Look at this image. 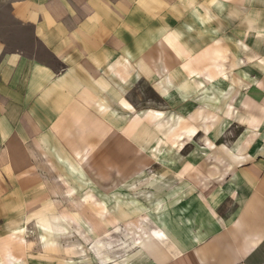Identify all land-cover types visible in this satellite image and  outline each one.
<instances>
[{
    "label": "crops",
    "instance_id": "crops-1",
    "mask_svg": "<svg viewBox=\"0 0 264 264\" xmlns=\"http://www.w3.org/2000/svg\"><path fill=\"white\" fill-rule=\"evenodd\" d=\"M157 1L10 0L13 20L23 26H32L33 37L52 54L55 62L39 59L27 50L7 51L5 41L0 39L2 197L5 195L4 186H9L10 181H18L21 196L25 195V190L44 189L45 176L42 173L45 167L39 166H44L48 161H52L56 167L64 166L66 170L64 160L80 164L83 170L82 163H85L92 167V171L98 172L97 176L102 175L101 170L109 169L120 179L132 177L158 163L148 157L141 144L139 149L142 151L136 157L121 158L117 157L120 154L117 153L103 161V155H99L100 145L109 126L115 125L109 117L116 114L102 112L100 108L108 110L103 103H98L99 109L93 105L97 103L96 99L86 89L87 82L83 80L85 74L91 75L96 67L91 61L104 60L115 53L116 22L148 20V8L154 3L157 7ZM160 2L162 5L163 0ZM256 2L264 4L263 0ZM257 11V16L253 15L250 23L251 28L243 33L253 37L250 50L244 42L238 43L241 44V53L247 56L253 54L248 59L252 58L254 64L256 59L261 60H258V67H252L253 72L249 69L250 76L246 72L237 74L235 83L239 86L244 84V87L236 90L239 91L233 100V110L231 104L232 112L226 111L232 118L228 117L227 126L222 125L219 131H213L210 127L208 132V125L204 122L205 135L198 142V147L202 149L198 153L195 144H188L194 150L181 157L174 156L171 150H166L168 154L163 152L161 160L164 162L166 158V165L181 166L178 172L170 173V178L163 173H154L141 179L154 181V184L150 189L141 187L139 192L135 189L140 200L139 216L132 209L135 206L132 200H126L123 210L125 218L119 223L128 228L136 224L137 227L142 226L148 224L142 219L144 214H148L155 219L152 222L154 227L148 230L143 228L144 233L140 235L135 250L138 254L122 264H264V8L258 7ZM127 28L118 36L129 37L132 30L130 26ZM99 38H103L106 44L101 53L94 47V42L99 44ZM177 38L179 35L173 36L178 47L187 53L183 41ZM162 46L159 70L170 69L163 43ZM227 50V47L217 46L192 56L194 70L202 77L199 82L213 83L210 86H215L216 82L220 85L226 83ZM84 53L92 55L93 59L90 58V62L84 60ZM141 67L147 68L146 65ZM107 68L126 83L134 67L130 58L124 56ZM180 70L184 71L177 69L175 72ZM97 71H93V74L98 73L99 76L100 67ZM169 83L172 84L171 81ZM190 114L192 111L188 113L189 117ZM204 115L203 111L198 112L197 119H204ZM142 120L136 114L132 126ZM185 127L186 131L192 133L201 131L192 119L187 121ZM235 130L241 131L233 137L229 133ZM64 181L58 179L60 184L66 185ZM169 188L170 196L162 199V202L157 200ZM62 190H65L64 187ZM128 191L127 198H131L132 190ZM87 202L83 203L79 198L76 211L90 213L92 218L96 212L87 209L88 206L91 208ZM148 202L152 204L147 205ZM3 207L1 199L0 212ZM93 221L92 224H104ZM81 222L74 224L82 226ZM20 240L19 247L23 244L22 238ZM9 241L1 245L4 262L16 254L12 246L15 242L11 245Z\"/></svg>",
    "mask_w": 264,
    "mask_h": 264
},
{
    "label": "rangeland",
    "instance_id": "rangeland-1",
    "mask_svg": "<svg viewBox=\"0 0 264 264\" xmlns=\"http://www.w3.org/2000/svg\"><path fill=\"white\" fill-rule=\"evenodd\" d=\"M256 1L259 0H163L161 5L158 0L157 7L155 3L149 6L148 20L125 22L126 24L122 21L116 22L115 53L110 54L107 59L91 61L96 67L92 69L91 75L85 74L83 79L87 82L86 89L96 99L97 103L93 105L99 109L98 103H103L108 110L103 111L100 108L102 112L116 114L109 117L115 125L109 126V131L100 145L99 155H103V161L117 153H120L117 157L121 158L136 157L142 151L139 149L141 144L148 157L158 163L132 177L130 175L120 179L109 169L101 170L102 175L97 176L98 172L92 171V167L85 163H82L84 172L80 164L64 160L68 169L66 170L64 166L56 167L52 161H48L44 166H39L45 167L42 173L45 176V188L25 190L23 196L20 194L18 181H10L9 186H4L5 195L2 197L0 193V200L3 199L4 203L0 212V264H122L138 254L135 250L140 235L144 233L143 228L148 230L154 227L152 222L155 219L144 214L142 219L148 224L138 227L136 224L133 228L123 226L119 221L125 218L124 202L132 200V205H135L132 209L139 216L140 200L135 189L139 192L141 187L150 189L154 184V181L145 182L141 179L154 173H163L166 178H170V173L181 169L179 165H166L164 162L167 159L164 158V162L161 160L163 152L171 150L174 151V156L179 157L194 150L188 144H195L198 153L202 150L198 147V142L205 135L204 122L208 125V132L210 127L213 131H219L222 125L227 126V121L232 117L226 111L232 112L231 104L233 110V100L244 87V84L239 86L235 83L237 74L246 72L250 76L252 67H258V60H261L256 59L254 64L252 58L248 59L253 54L249 53L247 56L241 53V44L238 43L244 42L249 46L248 50L251 48L253 37L243 33L245 29L251 28L253 15L258 14L257 8H264V4H257ZM9 2L10 0H0V39L5 41L7 51L27 50L30 55L54 63L52 54L33 37L32 26H23L13 20ZM128 26L131 27V35L118 36L128 30ZM176 34L183 41V48L188 54L173 40ZM99 40V44L94 42V47L101 53L106 44L103 38ZM162 43L166 48L165 57L170 64V69L166 70H159ZM217 46L228 48L226 53L229 59L225 61L228 78L223 85L216 82L215 86H210L213 83L199 82L202 77L194 70L192 56ZM106 49L107 47L104 50ZM82 55L89 62L90 58L93 59L90 54ZM124 56L130 58L134 67L126 83L107 68ZM232 62L234 66L231 67ZM141 65H146L147 68H142ZM99 67L100 75H94L93 71H97ZM177 69L184 71L175 72ZM168 90L172 93L167 92ZM164 93L166 99L163 98ZM191 111L192 115L189 117L188 113ZM200 111L205 113L204 119H197ZM136 114L143 120L132 126ZM189 119L201 128L200 133L186 131L185 126ZM240 131L235 130L229 134L236 137ZM166 152L168 154L169 151ZM85 161L86 158L83 162ZM58 179H64L66 185L60 184ZM54 189L59 192L56 193ZM128 190H132L131 198H127ZM170 194L171 188L165 190L157 200L162 202ZM79 198L83 203L88 201L91 208L88 206L87 209L96 212L94 217L91 218L90 213L84 214L82 210L76 211V201ZM151 204L148 202L147 205ZM63 209L69 212L65 213ZM93 220L104 224H92ZM76 221H82V226L75 225ZM20 238L23 244L19 247L22 242ZM7 240H10V244L15 242V245H11L15 247L16 254L5 263L1 245ZM76 250L78 253H75Z\"/></svg>",
    "mask_w": 264,
    "mask_h": 264
}]
</instances>
